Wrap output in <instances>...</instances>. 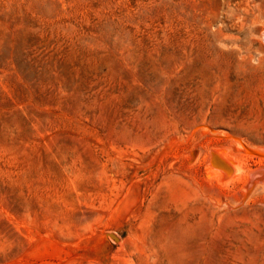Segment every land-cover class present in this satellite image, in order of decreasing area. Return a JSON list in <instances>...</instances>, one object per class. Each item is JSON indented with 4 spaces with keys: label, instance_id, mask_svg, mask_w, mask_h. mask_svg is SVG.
<instances>
[{
    "label": "rangeland",
    "instance_id": "rangeland-1",
    "mask_svg": "<svg viewBox=\"0 0 264 264\" xmlns=\"http://www.w3.org/2000/svg\"><path fill=\"white\" fill-rule=\"evenodd\" d=\"M263 31L264 0H0V264H264Z\"/></svg>",
    "mask_w": 264,
    "mask_h": 264
},
{
    "label": "bare ground",
    "instance_id": "bare-ground-1",
    "mask_svg": "<svg viewBox=\"0 0 264 264\" xmlns=\"http://www.w3.org/2000/svg\"><path fill=\"white\" fill-rule=\"evenodd\" d=\"M263 37H264V31H263ZM264 39V38H263ZM243 148H245V144L243 145ZM251 148V147H250ZM253 148V147H252ZM251 148V149H252ZM243 150V149H242ZM245 151H247V152H250L249 150H247L246 148L244 149ZM253 151H256V153L255 154H259V155H262L263 153H260L259 151H257V150H255V149H252ZM225 151V150H224ZM213 151H210V155H211V157H210V161H212V156H213ZM216 154H217V152H215ZM222 153H224L223 151H222ZM250 153H253V152H250ZM219 155H220V153H219ZM216 156V155H215ZM220 156H222V154L220 155ZM263 156V155H262ZM218 157V156H217ZM223 157H226V156H224V154H223V156H222V160H223ZM227 158V157H226ZM226 158H224V159H226ZM215 159V158H214ZM220 159H221V157H220ZM217 159H215V161H216ZM221 160V162H223V163H225L224 161H222ZM230 160V159H229ZM228 160V161H229ZM226 161H227V159H226ZM227 161V162H228ZM226 162V163H227ZM217 163H219V164H221L220 163V161H218ZM223 163L221 164V165H223ZM230 163H231V161H230ZM217 165V164H216ZM236 165V164H235ZM234 165H231V167H233ZM225 167V166H224ZM230 167V168H231ZM217 168H218V166H217ZM228 168V167H227ZM216 169V168H215ZM218 169H220V168H218ZM233 169V168H232ZM217 170V169H216ZM234 170V169H233ZM214 171V170H213ZM232 171V170H231ZM210 172H211V170H210ZM220 172V171H219ZM226 172H228V171H226ZM217 173H218V171H217ZM216 174V173H215ZM220 174V173H219ZM226 174H228V173H226ZM231 174V173H230ZM229 174V175H230ZM251 175V177H250V181H255L256 182V180H263L264 179V169H257V170H255V172H253L252 174H250ZM232 176V175H231ZM228 179V178H227ZM257 181V182H258ZM262 182H264V181H262ZM250 183V182H249ZM254 183V182H253ZM253 185V184H252Z\"/></svg>",
    "mask_w": 264,
    "mask_h": 264
},
{
    "label": "water",
    "instance_id": "water-1",
    "mask_svg": "<svg viewBox=\"0 0 264 264\" xmlns=\"http://www.w3.org/2000/svg\"><path fill=\"white\" fill-rule=\"evenodd\" d=\"M245 148H246L247 150H249L250 152L256 153V151H253L248 145H245ZM212 158H216V156H215L214 153H213ZM213 163H214V164H217V165H219V166H221V167H223L221 164L215 162L214 159H213ZM261 167H262V166H261ZM259 168H260V167H259ZM262 169H264V167H263ZM112 236H113L114 238H117L114 234H112Z\"/></svg>",
    "mask_w": 264,
    "mask_h": 264
}]
</instances>
